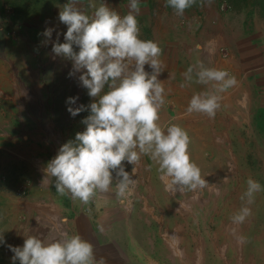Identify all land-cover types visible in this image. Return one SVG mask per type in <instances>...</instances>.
Returning <instances> with one entry per match:
<instances>
[{
  "label": "crops",
  "instance_id": "obj_1",
  "mask_svg": "<svg viewBox=\"0 0 264 264\" xmlns=\"http://www.w3.org/2000/svg\"><path fill=\"white\" fill-rule=\"evenodd\" d=\"M128 3L124 0L122 16L128 12ZM160 3L141 0L137 16L139 38L157 42L162 50L158 79L165 89V103L159 124L165 129L176 124L187 131L191 160L208 186L173 194L166 190L158 165L143 155L131 177L136 183L124 203L115 194V172L113 187L107 193L97 192L88 204L74 201L68 194L60 196L54 178L45 175L44 169L63 144L75 139L76 131L54 134L39 121L34 123L23 97L33 89L47 96V74L40 57L30 49L29 54L23 50L21 55L14 54V49H24L29 43L10 40L5 28H0V176L7 178L0 183V235L5 241L0 244V264H12L14 253L8 245L22 247L28 236L49 242L64 232L91 243L96 259L104 257L106 264H233L236 235H244L254 240L244 249L250 264H264V232L231 224V216L243 205L235 201L238 196L233 195L229 203L218 201L219 213L210 215L207 209L215 200L205 195L218 189L235 191L234 176L223 172L225 161L245 157L246 144L257 143L255 135L252 141L250 135L246 140L242 129L261 126L256 104L258 80L264 84V0H236L232 16L216 22L210 7L189 8L178 17L169 7L161 13ZM2 11L0 5V21ZM223 49L228 51L227 57L221 53ZM198 62L226 70L238 81L236 87L221 94V108L212 119L186 112L194 93L213 88L194 82L180 86L184 83L181 74ZM145 71L151 69L145 65ZM124 167L132 173L133 165L125 162ZM21 189L24 195L18 194ZM192 194L190 206L192 200L187 199ZM254 222L258 223L257 217ZM232 227H236V235ZM177 241L182 248H177Z\"/></svg>",
  "mask_w": 264,
  "mask_h": 264
},
{
  "label": "clouds",
  "instance_id": "obj_2",
  "mask_svg": "<svg viewBox=\"0 0 264 264\" xmlns=\"http://www.w3.org/2000/svg\"><path fill=\"white\" fill-rule=\"evenodd\" d=\"M140 2L129 0L124 16L105 3L89 16L76 7L77 0H68L59 11V21L67 26V31L64 43H59L57 34L52 52L73 62L69 78L81 73L79 81L94 102L72 107L79 97L66 100L72 117L90 110L81 121L86 128L59 148L44 171L54 178L55 191L60 196L68 194L82 204H88L97 192L107 193L113 187L114 172L118 178L115 194L124 203L136 183L131 177L143 155L158 165L166 190L173 194L208 186L200 168L191 160L187 131L176 124L166 129L159 124L160 109L165 103V89L158 79L162 73V50L157 42L139 38ZM213 2L199 0L201 7H211ZM196 4L197 0H166L165 6L183 17ZM53 31L47 28L43 36L51 39ZM196 47L199 50L201 46ZM145 65L151 69L150 73L145 71ZM181 75L182 88L193 82L213 85L212 90L205 88L194 93L186 109L188 114L199 113L210 119L221 108V94L238 84L228 71L206 67L202 62L189 66ZM125 162L133 165L131 174L125 171ZM246 184L240 197L244 204L230 218L234 226L242 225L251 216L248 205L254 203L257 193L264 191L252 178ZM236 231V227L231 228L233 235ZM236 239L240 244L247 242L243 235H236ZM4 242L0 235V244ZM8 248L14 253L12 264L17 261L19 264H106L104 257L96 259L91 243L67 232L49 242L28 236L22 247L8 245Z\"/></svg>",
  "mask_w": 264,
  "mask_h": 264
},
{
  "label": "rangeland",
  "instance_id": "obj_3",
  "mask_svg": "<svg viewBox=\"0 0 264 264\" xmlns=\"http://www.w3.org/2000/svg\"><path fill=\"white\" fill-rule=\"evenodd\" d=\"M123 2L124 0H77L76 7L80 8V10L87 15L92 16L95 8L99 7L101 3H105L121 15ZM234 2H236V0H214L210 7L213 11L214 21L216 22V19H221V17L224 16H232ZM66 3H68V0H0V5L3 8V18L0 21V28H5L6 34L10 40L26 41L29 43L28 45L31 46L24 49L16 48L14 49V54L21 55L23 54V52H21L22 50L29 54L30 49L33 55L36 54V56L40 57L42 71L47 74L46 83H48L49 86V94L43 96L38 90L33 89L23 97V102H25L28 112L33 117L34 123L35 121H39L44 129L47 131L50 130L54 132V134L56 132H61V130L64 132H71L73 129L78 133L83 132L86 128L81 121L90 114V110L81 112L76 117H72L67 111L69 105L66 104V100L69 97H79L77 104L72 107L81 104L87 106L91 102H94V98H90L87 95L88 90L84 88L79 81L81 73H75L69 78V72L73 71V62L63 57H57L52 52V45L57 42V34H59V43L65 42L64 33L67 31V26L59 21V11L62 10L61 7ZM165 4L166 0H161L158 7L161 13L162 11L165 12L167 8ZM197 7H201L199 0H197V4L191 8ZM203 8L207 9L209 7L205 6ZM47 28L54 29L51 39L43 36V32ZM1 39L3 38L0 36V41ZM74 50L78 51V49H75V46ZM262 85L264 84L258 80L256 106L258 109V122L261 126L254 129H242V134H244L242 136L246 137V140H248L250 135L252 141L255 135L257 143L253 144L251 142L250 144H246L248 153L245 157L241 156L234 160L225 161L226 170H223V172L225 174L232 173L231 176H234L235 191L228 190V192H224L218 189L210 193H205L206 197L215 200L214 203L216 204L210 202L207 209L210 215L215 212L219 213L221 203L218 201L224 199L223 202H228V200L230 201V199L233 198V195L238 196V198H235V201L239 200L244 204L240 197L247 188L246 181L248 178L258 181L262 188H264V89ZM105 91H107V88ZM45 105H49L48 108ZM57 125L60 127L57 128ZM224 194H226L225 197H222ZM194 196L195 194H192L187 200H192ZM198 196L199 199L202 198L200 195ZM193 203L194 200L190 202V206ZM254 205L256 209L255 214H253ZM248 206L251 208V216L246 219V225L243 223L240 226H248L245 231H249V229L252 230L255 227L259 234L264 232V191L257 193L254 203ZM192 209L195 210V208ZM180 210L183 211L184 208ZM182 214L184 213L182 212ZM256 217L258 221L257 224L254 222ZM209 228L211 230L212 225H209ZM249 242L252 244L254 240L249 237L246 243H238L236 260L233 264H250V257L246 255L244 250L248 248ZM246 246L247 248H245ZM177 248H182L180 241H177ZM180 258L182 261L180 263H184V257Z\"/></svg>",
  "mask_w": 264,
  "mask_h": 264
},
{
  "label": "built area",
  "instance_id": "obj_4",
  "mask_svg": "<svg viewBox=\"0 0 264 264\" xmlns=\"http://www.w3.org/2000/svg\"><path fill=\"white\" fill-rule=\"evenodd\" d=\"M223 7H225V6H223ZM221 53H222L225 57H227V55H228V51H226V50H224V49L221 50ZM6 180H7L6 177H4V176H0V183H5ZM18 194H19V195H24V194H25V191H24L23 189H21V190L18 191Z\"/></svg>",
  "mask_w": 264,
  "mask_h": 264
}]
</instances>
